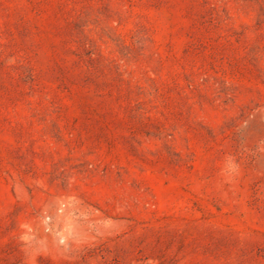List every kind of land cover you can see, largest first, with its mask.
<instances>
[{
  "label": "rangeland",
  "instance_id": "obj_1",
  "mask_svg": "<svg viewBox=\"0 0 264 264\" xmlns=\"http://www.w3.org/2000/svg\"><path fill=\"white\" fill-rule=\"evenodd\" d=\"M0 264H264V0H0Z\"/></svg>",
  "mask_w": 264,
  "mask_h": 264
}]
</instances>
